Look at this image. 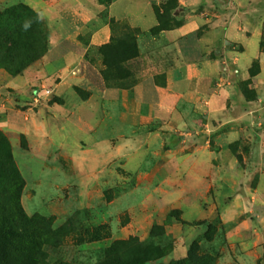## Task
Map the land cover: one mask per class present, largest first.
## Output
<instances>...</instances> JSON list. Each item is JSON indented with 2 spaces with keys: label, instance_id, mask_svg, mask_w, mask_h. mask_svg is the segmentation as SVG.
I'll list each match as a JSON object with an SVG mask.
<instances>
[{
  "label": "rangeland",
  "instance_id": "1",
  "mask_svg": "<svg viewBox=\"0 0 264 264\" xmlns=\"http://www.w3.org/2000/svg\"><path fill=\"white\" fill-rule=\"evenodd\" d=\"M148 4L155 23L130 25ZM181 10L177 0H0V32L27 33L35 17L43 33L36 59L17 74L0 68V195L17 185L25 215L49 226L39 264H264V153L250 147L263 116L218 148L176 91L155 103L157 63L169 68L176 48L157 34L180 25ZM15 37L14 52L29 42L34 52ZM229 48L239 49L213 46L214 84Z\"/></svg>",
  "mask_w": 264,
  "mask_h": 264
},
{
  "label": "crops",
  "instance_id": "2",
  "mask_svg": "<svg viewBox=\"0 0 264 264\" xmlns=\"http://www.w3.org/2000/svg\"><path fill=\"white\" fill-rule=\"evenodd\" d=\"M177 1L182 13L187 15L177 27L161 30L157 34V37L171 40L176 48L174 62L169 68L157 63L155 72H163V80L152 83L158 95L155 103L158 106L165 104L167 90L173 89L177 92L174 97L181 102L186 101L192 108L190 113L195 119L191 120L197 126L193 130L209 133L211 143L223 148L232 140L247 137L245 123L248 120H255L261 115L264 118V65L261 62L264 51L258 47L263 0ZM127 20L130 25L148 29L155 23L151 4L145 6L144 14L128 15ZM203 25L212 27L202 38L203 46L187 49L193 42L202 44L201 37L194 33L198 26ZM216 27L219 29L215 30ZM247 30L250 32L246 33ZM219 40L239 49L225 50L222 73L225 80L222 84H214L213 78L221 63L210 54ZM92 41L97 43L98 36L95 35ZM255 59L259 64L253 73H249V65ZM7 82L13 83L9 79ZM244 82L251 88V96H245ZM252 137L257 142H250L251 151L264 153V131L256 132Z\"/></svg>",
  "mask_w": 264,
  "mask_h": 264
},
{
  "label": "trees",
  "instance_id": "3",
  "mask_svg": "<svg viewBox=\"0 0 264 264\" xmlns=\"http://www.w3.org/2000/svg\"><path fill=\"white\" fill-rule=\"evenodd\" d=\"M28 24V34L22 30L16 34L0 32V68L8 73L17 74L43 52V33L39 22L33 17L32 23ZM21 35L29 36L35 46L34 52H28L30 42L20 52L13 51V37L20 38ZM17 189V185L8 188L9 200L2 199L0 195V264H39L43 257L41 246L50 228L42 217L25 215L19 206Z\"/></svg>",
  "mask_w": 264,
  "mask_h": 264
}]
</instances>
